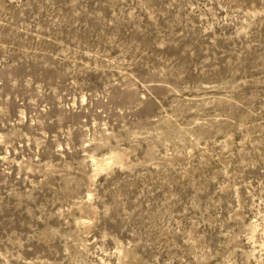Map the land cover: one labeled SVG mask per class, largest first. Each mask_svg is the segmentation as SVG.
I'll use <instances>...</instances> for the list:
<instances>
[{
    "label": "rangeland",
    "instance_id": "obj_1",
    "mask_svg": "<svg viewBox=\"0 0 264 264\" xmlns=\"http://www.w3.org/2000/svg\"><path fill=\"white\" fill-rule=\"evenodd\" d=\"M0 264H264V0H0Z\"/></svg>",
    "mask_w": 264,
    "mask_h": 264
}]
</instances>
